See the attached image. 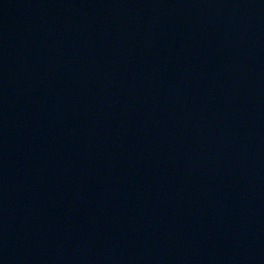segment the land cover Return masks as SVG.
Returning <instances> with one entry per match:
<instances>
[{
	"label": "water",
	"instance_id": "95a60500",
	"mask_svg": "<svg viewBox=\"0 0 264 264\" xmlns=\"http://www.w3.org/2000/svg\"><path fill=\"white\" fill-rule=\"evenodd\" d=\"M0 264H264V0H0Z\"/></svg>",
	"mask_w": 264,
	"mask_h": 264
}]
</instances>
